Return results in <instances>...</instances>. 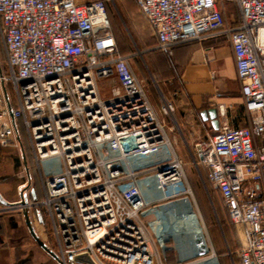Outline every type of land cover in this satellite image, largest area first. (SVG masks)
<instances>
[{"label":"built area","instance_id":"1","mask_svg":"<svg viewBox=\"0 0 264 264\" xmlns=\"http://www.w3.org/2000/svg\"><path fill=\"white\" fill-rule=\"evenodd\" d=\"M132 1L158 51L216 36L231 45L246 126L232 128L219 104L218 129L188 151L243 230L240 264H264V0ZM0 38V146L22 152L25 139L42 191L28 201L27 178L5 205L42 209L58 264H77L83 253L95 264H158L141 218L154 202L147 185L159 202H195L164 121L176 125L175 106L164 97L158 108L150 103L110 32L105 1L0 0ZM107 80L102 96L98 83ZM200 251V264L216 261L207 236Z\"/></svg>","mask_w":264,"mask_h":264},{"label":"crops","instance_id":"2","mask_svg":"<svg viewBox=\"0 0 264 264\" xmlns=\"http://www.w3.org/2000/svg\"><path fill=\"white\" fill-rule=\"evenodd\" d=\"M77 2L81 4L82 1L76 0ZM227 9L231 14V24L236 26L239 17L235 7L228 5ZM141 17L143 18L142 15ZM145 23L150 32V37L143 41L140 46V52L143 55L144 68L151 71L153 85L151 83L150 87L147 86L139 75L136 74V76L141 80L148 99L155 108L159 107L161 97L165 98L164 94L168 96L167 98H175V100L171 98V100L165 99L172 102L175 106L174 115L175 119L177 118L176 123L180 127L179 137L182 140L181 152L187 156L189 153L188 149L191 150L196 142L211 139L215 130L211 126L210 120L208 118L204 119L201 113L214 109L217 113L219 126L221 117L216 108L219 104L227 108L226 116L232 128L245 127V113L242 107L240 84L235 70L231 45L222 36H216L202 42H188L177 45L171 50V54H168L156 49L157 41L153 37L146 21ZM138 25L134 24V28H137ZM115 42L117 44L116 39ZM0 45L5 65V54L1 38ZM118 50L122 55L131 56V54L120 51L119 47ZM211 75H213V78H211ZM101 83L111 85L113 82L107 80ZM217 92L221 93V97H215ZM175 138L172 139L171 137L170 141L175 153L178 155L177 150H179V147L176 146L178 139L177 137ZM24 145L27 147L29 160L33 164L25 139ZM184 169L193 193L195 205L190 197H181L169 202H159L157 201L158 194L151 185H147L144 191L145 198L154 202L144 209L141 218L146 225L153 259L158 264H200L198 258L201 256V251L196 228L205 221L199 205V191H197L196 183L192 182L191 176L195 174L197 181L204 180L200 173L202 170L205 180L201 185L199 184L200 189L206 192L207 195L210 193L212 196L218 194L208 182L204 167L196 168L192 162L190 164L184 162ZM192 170H195V173L192 174ZM36 180L37 186L31 191L32 200L42 198L38 175ZM11 188H8L4 193L0 192L2 204L16 201L14 191H10ZM221 208L227 214L223 208L222 201ZM21 217L28 229H30L29 225L31 224V227L33 225L38 228L39 232H44V227L49 231V224L42 209L36 208L32 214L27 212V217L23 211ZM26 218L29 225L26 222ZM18 220L10 222V228L19 225ZM230 223L233 226L231 221ZM235 236L237 242L240 240L237 246V249L240 250L242 248L241 245L245 242L243 230L240 227H236ZM40 243L38 242L39 246L44 248V245L42 243L40 245ZM212 246L216 253V261L213 264H240L238 256L232 252L228 244L225 245L223 252H220L215 245ZM55 262L58 264L56 260Z\"/></svg>","mask_w":264,"mask_h":264},{"label":"rangeland","instance_id":"3","mask_svg":"<svg viewBox=\"0 0 264 264\" xmlns=\"http://www.w3.org/2000/svg\"><path fill=\"white\" fill-rule=\"evenodd\" d=\"M81 1V3H83L90 0ZM104 1L110 22V32L115 37L120 51L131 54L132 68L135 73L139 75L142 80H144V83L150 87L151 83L153 85L150 73L151 71L144 68L142 61L143 55L140 52V46L143 41L149 39L150 37V32L144 19L139 14L135 3L131 0ZM134 24L139 25L137 28H134ZM0 76H6L1 45ZM101 82L102 81L98 83L101 95L107 96L110 93V85ZM111 82H113V80ZM1 84L2 82H0V85ZM4 86H6L8 90L10 89L9 83H4ZM163 96H165V98L168 97L165 94ZM170 98L175 100L173 97ZM170 98L167 99L171 100ZM176 120L177 118L175 121ZM164 121L169 129V137H172V139H176L175 137H177L179 140H177L176 145L180 150H177L178 155L184 162H188V164H190L192 162L191 153H188L186 156L185 153L181 152L182 140L179 137V125H177V123L175 125L171 118H165ZM46 164L48 163H43L42 166H45ZM36 173L35 167L29 160L27 147H25V145L24 151L22 152L13 145H9L8 147L0 146L1 193H4L8 190V188L12 187L10 191H14L17 201L19 199V193L22 190L19 186L23 184L27 178H29L32 182V188L28 195V201H32L31 191L37 186ZM193 173H195V170H192V174ZM200 173L202 179L205 180V175L202 170ZM191 177L192 182L197 185V191H199V205L205 221L203 224H199L196 228L199 244L201 245L207 236L212 245H215L220 252H223L225 245L228 244L232 252L237 253V246L239 245L238 242L240 240L237 242L235 236L236 227L234 224L231 226L227 214L221 208L220 196H212L210 195L211 193L207 195V193L202 191L199 186V184L201 185L204 180L197 181L195 174ZM1 204L0 199V264H56L55 259L53 258L54 253L52 252V240L46 227H44V232H39L38 228H35L33 225L31 227V224L29 225L30 229H28L21 217L23 211H20L16 207L10 208L5 205V203ZM33 211L34 209L27 210L29 214H32ZM16 219H19V225L12 226L13 229L10 228V222L13 220L16 221ZM38 242H41L44 245V248L40 247Z\"/></svg>","mask_w":264,"mask_h":264},{"label":"water","instance_id":"4","mask_svg":"<svg viewBox=\"0 0 264 264\" xmlns=\"http://www.w3.org/2000/svg\"><path fill=\"white\" fill-rule=\"evenodd\" d=\"M201 116L206 119L208 118L211 122V126L213 127V129L216 131L218 129V120H217V113L214 109L210 110V111H206V112H202ZM24 214L27 217V211H24ZM26 222L28 223V219L26 218ZM30 227V226H29ZM40 245H42L40 243ZM44 247V246H43ZM50 253V252H49ZM51 254V253H50ZM75 262L77 264H95L93 262V260L90 258V256L87 253H83V254H79L75 257Z\"/></svg>","mask_w":264,"mask_h":264},{"label":"trees","instance_id":"5","mask_svg":"<svg viewBox=\"0 0 264 264\" xmlns=\"http://www.w3.org/2000/svg\"><path fill=\"white\" fill-rule=\"evenodd\" d=\"M92 1H95V0H92Z\"/></svg>","mask_w":264,"mask_h":264}]
</instances>
